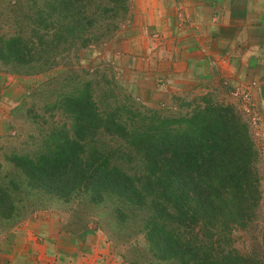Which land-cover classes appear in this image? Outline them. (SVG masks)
<instances>
[{
    "label": "rangeland",
    "instance_id": "rangeland-1",
    "mask_svg": "<svg viewBox=\"0 0 264 264\" xmlns=\"http://www.w3.org/2000/svg\"><path fill=\"white\" fill-rule=\"evenodd\" d=\"M154 1L131 0L120 36L83 50L80 59L56 60V66L40 71V64L53 61V56L39 55L48 42V28L39 21L47 12L46 1L0 0V184L16 207L11 220H0V264H142L148 256L138 208L111 195L99 203L86 193L51 195L13 162L16 156L38 157L53 132L71 128L62 100L85 89L102 110L129 104L142 113L168 106L180 112L202 99L233 106L258 150L262 191L258 216L246 233L236 234V246H261L264 252V0L229 2L237 38L213 42L207 50L196 49L193 40L199 35L190 37L187 27L203 24L192 13L216 4L227 10L228 2L183 0L170 2L172 8ZM15 39L34 46L35 57L14 60ZM28 227L42 246L15 261L18 252L29 249L14 243L8 255L4 239Z\"/></svg>",
    "mask_w": 264,
    "mask_h": 264
},
{
    "label": "trees",
    "instance_id": "trees-1",
    "mask_svg": "<svg viewBox=\"0 0 264 264\" xmlns=\"http://www.w3.org/2000/svg\"><path fill=\"white\" fill-rule=\"evenodd\" d=\"M45 1L39 21L48 42L39 55L53 61L40 71L117 38L131 11V0ZM18 39L14 60L35 57L34 46ZM62 102L71 128L53 132L38 157L13 159L35 187L63 198L86 193L93 203L111 195L138 208L148 254L142 264H264L261 246H236V234L258 216L262 191L258 150L233 106L202 99L180 112L142 113L129 104L102 110L88 89ZM15 210L0 184V220Z\"/></svg>",
    "mask_w": 264,
    "mask_h": 264
},
{
    "label": "crops",
    "instance_id": "crops-1",
    "mask_svg": "<svg viewBox=\"0 0 264 264\" xmlns=\"http://www.w3.org/2000/svg\"><path fill=\"white\" fill-rule=\"evenodd\" d=\"M143 1V0H141ZM153 2H155L154 0H152ZM160 2H166V5H168V7H172V3L170 2H174V1H183V0H157ZM185 1V0H184ZM191 1V0H190ZM217 2L221 1L223 3L228 2V6H227V10L219 8V5H215L210 7L209 9L207 8L204 11H201L199 9L196 8V11H194L192 14L193 18H195V20L197 22L202 21V23L198 24V25H192L188 26V32L191 34L190 37H193L192 34H197L200 37L198 39L193 40L196 49H201V50H207L208 48H210V44L211 43H215V44H223V41L226 40H234L235 38H237V34H238V29H232L233 25H234V21L233 18L234 14L233 11H235L233 8H231V6H229V2L231 1H249V0H215ZM143 6V5H142ZM152 9H155V6H149ZM193 11V9L191 10V12ZM191 16V14H190ZM219 17L222 18V20L219 22ZM175 18L178 20L177 16H175ZM239 19H235V22L238 23ZM178 23V21H177ZM175 23V28H176V32L178 30V24ZM180 24V23H179ZM181 29V28H180ZM234 31V33H230L231 31ZM38 221V220H37ZM36 221V222H37ZM36 222L34 223V225H36ZM29 226V225H28ZM37 226H39L37 224ZM22 232V233H21ZM19 233L20 234H10L8 235L4 240H5V248H4V252L8 251V255L10 254V250H9V246L14 244L17 245L18 243H22V244H26L28 247V252L22 254L20 252H18V255L14 258L15 261H17L19 259V257H23L26 256L27 253L30 255L32 253H35L37 251V249H39V247H41L42 245H39L40 243L37 242V238H36V233H33L31 231H29V227L28 228H20L19 229ZM24 233V234H23ZM44 244L43 247L48 250L49 249V242H47V240H44ZM41 250V249H40ZM13 260V261H14ZM14 261V262H15Z\"/></svg>",
    "mask_w": 264,
    "mask_h": 264
}]
</instances>
